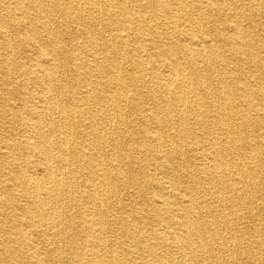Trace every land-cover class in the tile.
Here are the masks:
<instances>
[{
    "label": "bare ground",
    "instance_id": "bare-ground-1",
    "mask_svg": "<svg viewBox=\"0 0 264 264\" xmlns=\"http://www.w3.org/2000/svg\"><path fill=\"white\" fill-rule=\"evenodd\" d=\"M12 1L16 2L14 9L20 13L22 20L31 16L34 21V25L30 22H23L24 33L17 37L20 38V41L15 40V42L20 46L32 41V44H35L33 48L36 46L39 51L44 52L45 40L52 39L50 35L54 34L60 40L68 35L71 36L72 32L67 27L68 25L54 33L52 25L56 17L64 18L67 22L70 20L80 21L81 16L74 15L72 11L79 9L83 0ZM84 1L91 4L86 7L85 12L89 17H92L95 12L94 3L97 0ZM129 1H119V9L125 16V23L122 24L113 18L112 0H98L102 17L106 16L107 20L104 30L111 26L116 28L109 32L108 37H105L100 31L92 33L89 29L77 32L95 51V56L99 55L95 64L90 65L83 61V69L99 70L102 73V77L97 80L98 84L96 81L89 82L85 72H81L83 69L76 68V71L84 76L82 80L86 84L81 85V83L78 94L75 97L71 96L65 104L56 102L58 95L67 93L69 89L64 91V88L58 85L60 79L57 76V70L60 64L62 66L64 63L60 55L65 50L58 46L55 40H51L56 44L50 52L53 57L50 59L51 63L44 61L45 63L42 64L41 61H37L29 71L31 84L42 82L44 92L52 100L47 103L45 102L46 98L43 96V99L41 95L37 98L35 107L31 104L34 97L31 98V101H27L31 110L28 109L29 118L27 121L29 122L26 121L23 126L40 129L44 120L48 121L47 127L50 134L42 131L36 137L38 141L35 144H30L34 153H39L43 161L49 162L45 169L46 174L43 175V184L33 176L32 171L29 173V170L23 168L18 169V175L11 178V181L19 183L24 194L30 193L31 199L24 204L17 202L16 207L11 211L13 218L9 219L10 213L6 211L8 210L7 202L0 198L2 215L6 218L0 226L10 231L16 230L13 242H17L21 236L19 228L21 224L18 219L24 218L25 226L30 228V244H40L39 251L53 248L55 255L51 257V262L52 264H61L62 255L58 254V245L68 239L60 232L62 201L66 190L70 189L71 179L74 176V172H72L74 170L69 163L71 160L63 155L64 152H69L72 149V162H75L79 169L87 170V175L93 178V181H98L91 185L94 194L88 197L94 204H101L103 192L106 194L105 188L110 185L115 186V183L122 180V164L124 163L123 155H121L122 158L117 155L119 160L98 156V154L82 155L79 151H74L76 147L73 146L74 143L69 137L72 133H75L78 138L80 135L86 136V133L79 130L83 126L91 130L90 134L93 135V139L90 140V143L96 148H104L111 142L119 150L128 149L125 145L127 136L125 134L131 135L134 132L133 116L140 113L143 103L150 101L155 105H161L162 116L159 117L156 110L145 111L140 122L143 126H147L151 122L157 123V126L163 130L164 136H158L155 133L152 138L158 141L161 148L167 147L156 155L153 166L156 170L165 172L168 175L167 178L173 181L177 188L185 182L188 185L181 186V188H186L183 192L185 194L177 199L159 195L160 197L158 196L155 202L154 197L152 198L151 204L155 207V216L163 215L161 221L169 225L166 226L167 228H171L170 231L165 230L164 234L166 235H159L155 229V233L152 232L149 237L143 239L147 244L143 242L144 245H140L142 239L136 233H131V228L126 226L128 223L123 225L129 237L137 243L139 254L149 245L147 254L153 260L155 259L151 264H158L155 263L158 259L163 262L165 255L162 252H157V249L165 246L166 240L172 239V242L178 246L177 250L181 252L178 256L168 255L167 257H171L169 263L187 264L188 257L182 249L192 245L193 241L197 239L201 242V249L191 254L195 260L201 258L210 264H264V227L254 225L253 234H255L252 235L251 243L244 247V235L249 229L241 223L251 210L253 211L252 218L260 217L264 221V198H262L263 196L260 198L264 194V23L258 22L259 18L264 19V0H231L233 2L231 7L226 5V0H131V2L135 1L138 6L140 4L146 14H150L144 20L143 18L146 16L136 18L131 9H128ZM4 6L5 2L0 0V16ZM176 8L181 11L182 20L176 18L177 16L174 14ZM194 11L197 12L196 17L193 16L194 14L192 15ZM17 19L20 20L19 17ZM218 19L222 21V24L230 21L231 28H226L223 25L221 30L215 27H213L215 29L207 30L204 27V20L216 21ZM2 21L7 25L5 27L8 30L10 28L12 30L17 24L12 20H9L11 22L8 21V23ZM178 28L185 29L189 35L187 38L189 43L182 51L179 42L173 41L171 38L173 37L171 34L177 32ZM133 30H138V32L132 33ZM2 32L9 33L7 30H1L0 33ZM205 34H212L219 45L215 46L212 39ZM144 35L149 37L150 50L157 51V57L165 61L162 76L148 71L154 70L151 62H146L129 51L123 53L121 49L130 43H137L140 48L144 47L147 45L143 42ZM164 37L169 39V43L161 42ZM100 50L104 54H101ZM230 58L238 62H243V59L246 58L252 63L253 70L247 72L243 66L241 67V63H237L234 68L226 71V74H218L220 72L218 66L220 65L221 69H226L227 60ZM207 60L210 65L205 67ZM14 61L0 57V68L3 75H6L12 65L16 67L17 64ZM125 61H127L126 66L124 65ZM91 83L95 86L89 87L92 85ZM130 86L140 88L131 94L128 93ZM189 87L194 92V99L189 98L186 93V89ZM13 93L18 94L16 86ZM72 101L74 104H71ZM208 107L215 109L213 115L208 111ZM55 112H58L57 119L54 118ZM97 113L106 115L105 123L100 120L99 116L97 118ZM66 122L69 127L67 130L61 126ZM115 124L119 125V128L121 124H125L128 129L124 132H117V134L114 130H111L114 133L104 132L106 126ZM140 132L141 130L138 131V133ZM54 133L58 134L57 149L63 156L60 157L58 165L50 167V155L53 150L50 144H52ZM172 137H178L180 140L178 145L172 142ZM170 139L171 144L169 143ZM175 157L185 160V163L181 162L182 164L175 167L173 164ZM96 162H100L99 164L102 166L97 175L93 170ZM128 164L130 163L126 161L125 166ZM65 172L68 179L66 182ZM68 173L71 174V178ZM75 173H78L76 169ZM201 181L208 183L214 187L216 192H219L220 195L213 197L214 205L207 203L201 207L199 198L194 196L193 192L202 189ZM170 186L171 182L169 189ZM59 190L64 194H58ZM138 190L141 195H144L143 188L140 187ZM211 193L213 192L211 191ZM111 197H116V194ZM68 199L70 198L66 196L67 201ZM79 199L81 200L83 197L81 196ZM67 222L73 231L70 242L74 244L73 234L77 230L73 226L75 220L67 219ZM234 222H237V227L229 232L228 242L219 244L221 246L219 254L210 252L214 248L215 242L223 239L221 238L222 232L227 231ZM209 223L216 226V229H213L215 230L214 234L209 228ZM81 231H85L87 238L94 243V248L97 247V252L93 253V259L81 260L84 264H123L125 262V256L116 250L115 244H105L103 239V242L98 240L96 243V240L91 239V227H82ZM164 236L168 238L164 240ZM151 242L152 244H150ZM232 247L239 250L246 262L236 261L234 258L231 260V257L237 254ZM18 250L19 246L13 252H18ZM6 252H10V250L7 249ZM27 257V255L24 256L25 260ZM0 263L6 264L1 260Z\"/></svg>",
    "mask_w": 264,
    "mask_h": 264
},
{
    "label": "rangeland",
    "instance_id": "rangeland-1",
    "mask_svg": "<svg viewBox=\"0 0 264 264\" xmlns=\"http://www.w3.org/2000/svg\"><path fill=\"white\" fill-rule=\"evenodd\" d=\"M119 1L121 0H114V1L112 0V7H113L112 11L114 13L113 18L114 20L119 21L122 24H124L125 16L119 9V6H118ZM226 1H227L226 5L231 7L233 2L231 0H226ZM3 2H5V6L1 11L2 13L0 16V25H2L3 28L2 26H0L2 28V29L0 28V31L7 30L9 31V33L7 32L0 33L1 34L0 35V57L4 59H12L13 61L15 60L14 62H16L17 64L16 67L12 65L7 71L8 73L6 72V75H3V72L0 68V77H1L0 78V198L1 200L3 199L6 200L7 208H8V210L6 211L10 213L9 219H12L13 216H11L12 215L11 211L16 207L17 202H19V204L27 203V201L31 199V196H30V193L24 194L25 192L22 190L19 183L16 184L15 181H11V178L16 177L19 173L18 169L23 168V169L29 170L28 171L29 173H31L30 171H32L33 176H35L36 179L38 181H41V183L43 184V181H44L43 175L46 174L45 169L47 168L48 162H49V161L48 162L43 161L42 156L39 155V153H34L31 149V144L32 143L35 144L38 141L36 137H38L39 133H42L43 131L46 134L48 133L50 134V130L47 127L48 121L44 120L43 125L40 129L27 128L26 126H23V124L29 118L28 109L31 110V108L28 102L31 101V98L34 97L36 99L35 100L33 98L31 102L32 106L34 107L37 105V101H38L37 98L40 97L41 95L43 99L44 97L46 98L45 102L47 103L52 100V99H49V95L44 92V86L42 82H38L34 85L31 84L30 82L31 74L29 73V71L32 69V66L37 63V61H41L42 64H44L46 61L47 62L49 61L48 63H51L50 59L53 57L50 52L52 48L56 46L55 42L51 40H55L58 43V46L63 47L64 48L63 50H65V52L63 53L62 51V54L60 55V57L64 63L62 64V66L60 64V67L57 70L58 72L57 76L60 79V82L58 85L64 88V91H67L68 89L69 90L67 91V93L64 92V94L58 95L56 102L58 104H65V102L71 96L75 97V95L78 94V91H79L78 88L81 83H82L81 85L86 84V82H83L82 80L84 76H81L80 73L76 71L77 70L76 68L83 69V61L86 64L88 63L90 65H92L93 63L95 64L97 63L96 60L99 58V55L95 56L96 55V53H94L95 51L92 50L90 46H88L86 41H84V39H82V37L79 36L77 32L82 29H89L90 31H92V33L100 31L105 35V37L106 36L108 37L109 32L116 28L111 26L104 30L107 20H106V16L102 17V14L100 11L101 7L98 5V0L95 1L96 3L93 2L95 4V12L92 15V17H89L88 13L85 12L86 7L91 6V4H87L89 2H85L83 0L82 3L80 4V8L72 11L74 15L81 16L80 21L70 20L69 22H67L65 21L64 18H61V17L60 18L56 17L54 19V22L52 25L53 33L60 29H64V26L68 25L67 27H69V29L72 32L71 36L68 35L63 40H60L58 39V37H55L54 34L50 35L52 36L51 37L52 39L49 41L45 40L46 47L44 48L45 51L42 52V51H39L36 46L35 48H33L35 44H32V41L26 42L25 45L24 44L20 46L17 45L15 40L20 41V38H17V37H19V35L21 36L24 33L23 22L24 21H26V23L30 22L34 25V21L32 20L31 16H28L27 19L22 20L20 13L17 11V9H14V7L16 6L15 1L3 0ZM127 5L129 6L128 9H131V12L133 13L134 16H136V18L140 16L142 17L146 16L145 18H143L144 20L150 16V14L148 13L146 14L143 8H141L140 4L138 6L135 3V1L131 2L130 0L127 3ZM174 14H176L177 19L182 20L181 11H179L178 8H176V10L174 11ZM192 15L196 17L197 12L195 11L192 12ZM18 17L20 18V20H22L21 22L20 20L17 19ZM8 19L15 21L17 23L16 27L12 28V30L11 28L9 30L6 29L7 25L3 23L2 21L4 20L5 22L8 23L9 21ZM85 20L87 23L85 22ZM258 22L264 23V19L262 20V18H259ZM223 25L226 26V28H229V29L231 28L230 21L222 24V21L220 19L216 21L204 20V27H206L207 30L209 28L210 29L216 28V29L221 30ZM103 30L105 31V33ZM133 32H138V30L137 31L133 30L132 33ZM171 35L173 36L171 37L173 41L179 42L181 51L184 50L187 44L189 43V40H187V38H189V35L185 31V29L178 28V31ZM205 36H207L208 38H211L212 43L215 46L219 45V42L217 41L215 37L212 36V34H207V35L205 34ZM144 37L145 39L143 40V42L147 44L144 47L140 48L139 44L130 43V45H125L121 49L123 53L124 52L126 53L129 51V52H132L133 54L135 53L134 56L137 55L138 57L143 58L144 61L146 62L148 61L149 63L151 62L150 64H152V66L154 67V70L153 71L148 70V71L150 73L154 72V74L156 73L162 76L164 73L163 71H164L165 61H163L160 57H157V53H156L157 51L155 52V51L150 50V44L148 41L149 37L145 35ZM2 42L3 44H1ZM161 42L163 44H167L169 43V39L164 37L163 41L161 40ZM99 52L101 53L102 50H100ZM101 54H104V53H101ZM117 56L119 57L120 55H117ZM116 59H119V58H116ZM244 62L245 64H243ZM124 63H125L124 65L126 66L127 61H125ZM218 63H217V66H218ZM237 63H241V67L243 66L247 72L250 70H253L252 63H250L246 58L243 59V62L242 61L238 62L237 60L230 58L227 60L226 69H221L219 67L220 65L218 66V69L220 70L218 74L220 73H222L223 75L226 74L227 73L226 71H228L230 68H234ZM207 65H210L208 60L204 66L206 67ZM84 70L86 69H83L81 72H85V74L87 75V78H89V82L96 81V84L99 83V81L97 80H99L100 77H102V73L99 70L90 71L89 68L86 71ZM15 86L18 88L17 95L13 93V89ZM93 86L95 85L92 84L89 87H93ZM135 87L136 86L134 87L130 86L128 93L130 92L131 94H133L136 89L140 88V87H136V88ZM108 92L111 93L110 91ZM109 93H105V94H109ZM186 93L188 94L189 98L191 99L195 98L194 92L192 91L191 87L186 89ZM71 104H74L73 101L71 102ZM142 108L143 109L139 111L140 112L139 114H136L133 116L132 121L135 127L133 134L131 135L130 134L128 135V133L125 134L127 135L125 137V145L126 147H128V149L119 150L114 145V143H111V142L106 144L104 148H101V147L96 148L90 143V140L93 139V135L90 134L91 130L83 126H81L79 130L80 132L86 133V136L80 135L78 138L76 137L77 135L75 133H72V135L69 137L71 142L74 143L73 146L77 148V149L75 148L74 151H79L82 155L98 154V156H102V157L107 156V158H110V159H113V158L117 159V155L122 158L121 155H123L124 163L122 164L123 166L122 180L119 181L118 183H115V186L110 185L109 187L105 188L104 191L106 192V194L103 192L104 196H103V200L101 204L100 203L94 204L90 199H88V197L94 194L93 187L91 185L94 182H98V181L97 180L93 181L94 179L90 178L87 175L86 173L87 170L79 169V166L75 162H72L73 160L71 156L72 149L69 150V152H64L63 155H66V157H69V159L71 160L69 163H70L71 168L74 170L72 171L74 172V176H73V179H71L72 183H70V189L66 190V194L61 192V190L58 191V194H64L63 201H62L63 209L61 210V216H60L61 217V225H60L61 231L60 232L63 234V236L68 237V239L65 242L58 245V248H59L58 254L62 255L61 264H70L71 262H72L71 264H84V262L81 260L90 259V258L93 259V256H94L93 253L97 252V247L94 248V243L89 238H87V233L85 231H81L82 227L84 228L91 227L90 237L92 240L93 239L96 240V243L98 240H100L99 242L104 241L105 244H110V243L115 244L116 250H118L120 254L122 256H125L126 258L123 264H151V263H154L153 261L155 259L153 260L147 254L149 245H147L148 247H145L139 254L137 243L133 240V238L129 237V234L126 233V229L123 227V225L125 223H128L126 226L131 228L132 230L131 233L132 232L136 233L138 237L142 239L140 245H142L143 242L144 244L146 243V241H144L143 239L145 237H149L150 233L152 232L155 233V229L159 235H166L164 234L165 230H169V229L171 230V228H167L166 226H169V225L161 221V218L163 215L155 216V210H154L155 207H153V205L151 204L152 198L154 197L155 202L157 201L159 195L160 196L164 195L165 197L171 196L177 199L185 194L183 192H185L184 189L186 188H181V186L188 185V183L185 182L184 184L178 186L179 188H177V186L174 185L173 181L167 178L168 175L165 172L156 170L155 167L153 166V164L155 163L156 155L158 153L160 154L167 147L161 148L158 144V141L152 138L153 137L152 135L157 133L158 136L159 135L164 136V134L162 133L163 130L157 126V123L151 122L149 125L143 126L140 121L141 119H143L142 116L145 113V111L149 112V110H156L155 112H158V116L161 117L163 110L161 109V105H155L153 102H150V101L143 103ZM207 109L208 111L212 113V115L215 113L214 112L215 109L213 107H208ZM57 113L58 112H55L54 114L55 119H57V115H58ZM103 113H97V118L99 116L100 120L105 123L107 118H106V115H104ZM124 116L126 117L125 114ZM233 119L235 120V118ZM61 126L65 130L69 129V127L67 126V122L62 123ZM118 126L119 125H116V124L113 126H106L104 128V132L106 133L115 132L117 134V132L119 133L124 132L125 130L128 129L125 124H121L120 128ZM111 130H114V132ZM139 130H141L140 133H138ZM146 135L148 136L146 137ZM57 136L58 134L54 133L53 140L51 141L52 144H50L51 148L53 149L50 155L51 156L50 157L51 162L49 163L50 167H54L58 165L60 162V157L63 156L61 152L57 149L58 147L57 146L58 145ZM169 141H170L169 143L171 144V139ZM172 142L175 145H178L180 140H178V137H172ZM17 145H20V146H17ZM160 150L161 152H159ZM175 158L173 160V164L175 167L179 166V164L185 163V160H181L179 157L178 158L175 157ZM126 161L130 163L127 166H125ZM99 163L100 162H98L97 164H94L93 166V170L96 172V175L100 172V169L102 167L100 166ZM75 169L76 171H78V173H75ZM177 172L180 173V171H177ZM65 174L67 173L66 172L64 173V176L66 178ZM68 176L71 178V174ZM66 181H68L67 178L65 179V182ZM170 182H171V186L169 189L168 187L170 185ZM201 182H202V189H200L199 191L193 192L194 196L197 199L199 198L198 200L201 202V205H200L201 207H204L207 203H213L214 205L213 199L216 196L220 195L219 192L218 191L216 192L214 187H211L208 183H205L203 181ZM176 184H177V179H176ZM140 187L145 190L144 195L140 194L138 190ZM211 191L213 193H211ZM113 194H116V197H111ZM188 194L191 195L190 193ZM66 196L70 198L71 200L68 199L67 201ZM81 196L83 197V199L80 200L79 198H81ZM75 197H76V200H74ZM261 197L264 198V194L261 195L260 198ZM163 200H166V199L163 198ZM244 212H247V211H244ZM252 214H253V211L251 210L246 215V217L242 219L241 221L242 225L244 227L246 226L247 229H249V230H246V233L244 235V238H245L244 243H243L244 247L248 246L251 243L252 235L255 234V233L253 234L254 225L258 227H264V221L260 217L252 218L251 217ZM4 219L6 218L2 215V211L0 207V224ZM67 219L75 220V222L73 223V226L77 230L73 234V236L75 237L74 244L70 242V236L73 231L70 229L71 226L70 224H68ZM18 222L21 224L19 227L21 231V236L17 239V242H13L14 241L13 236L16 230L10 231L8 229H3L0 226V260L6 262V264L7 263L9 264H52L51 257L55 255L53 248H51V250L39 251L41 247L40 244L38 243L33 244V245L30 244L31 242L30 237H29L31 235L30 228L25 226V219L24 218L18 219ZM104 223L105 224L107 223V224L105 225ZM235 227H237V222H234L228 227V230H227L228 232L223 231L222 232L223 234H221V238L223 239L217 240V242H215L214 244V248L211 249L210 252H212L213 254H219L220 249H221V246L219 244L221 242H226V241L228 242L229 232H231ZM209 228L211 232L214 234L215 230L213 229H216V226L209 223ZM167 238H168L167 236H164V240H166ZM150 244H152V242ZM165 244L167 246L165 245L157 249V252L164 253L165 260L161 262L160 259H158L155 261V263L170 264L169 260L171 259L169 258L171 257H167V256L168 255L171 256V254H173V256L174 255L178 256V254L181 252L177 250L178 246L176 245V243L172 242V239L166 240ZM200 245H201V242L195 239L192 245L185 246L182 249L184 254L185 255L187 254L186 256L189 258V259L187 258V261H186L187 264H210L208 263L207 260H204L201 258L200 259L198 258L197 260H195V258H192L191 254H193V252H198L201 249ZM17 246H19L18 252H13ZM7 249L10 250V252L7 253L6 252ZM232 249H235L234 251L237 254L236 256H232L231 260L234 258L236 261H241L243 263L246 262L245 257L240 254L239 250H236V248L234 247H232ZM26 255L29 257V259L27 257V260H25L24 258V256ZM96 258H99V257H96ZM113 264H116V263H113ZM251 264H254V263H251Z\"/></svg>",
    "mask_w": 264,
    "mask_h": 264
}]
</instances>
